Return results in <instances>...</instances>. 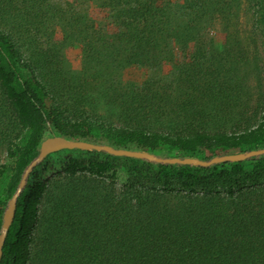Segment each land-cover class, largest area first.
<instances>
[{
    "label": "trees",
    "instance_id": "trees-1",
    "mask_svg": "<svg viewBox=\"0 0 264 264\" xmlns=\"http://www.w3.org/2000/svg\"><path fill=\"white\" fill-rule=\"evenodd\" d=\"M239 2L0 0V230L47 131L173 156L264 147V97L250 111L229 31ZM76 42L79 70L66 56ZM134 63L147 72L141 84L119 74ZM54 155L59 169L30 173L0 264H264V157L248 171V160Z\"/></svg>",
    "mask_w": 264,
    "mask_h": 264
},
{
    "label": "rangeland",
    "instance_id": "rangeland-1",
    "mask_svg": "<svg viewBox=\"0 0 264 264\" xmlns=\"http://www.w3.org/2000/svg\"><path fill=\"white\" fill-rule=\"evenodd\" d=\"M239 3V6L234 4L232 7V14H230L231 18L229 20V31L236 34L243 50L241 58H238L239 63L237 66L239 71L246 77L249 91V105L251 107L250 111H252L257 103L262 101L264 97V0H240ZM223 21L224 19L218 16L216 21V30L218 32H221ZM66 56L73 69L79 70L81 68L82 47L79 43L76 42L67 48ZM119 74L125 82H134L136 84H141L147 76L145 68L137 63L121 69ZM52 133L51 131H47L46 136ZM156 153L162 156L176 155V152L171 150H158ZM48 156L38 167L39 171L46 175H48V166H50L49 169H59L64 161V156L62 155H54L49 158ZM83 156L85 158L93 157L89 154ZM197 156L207 159L209 154L199 153ZM259 158L247 159L246 169L251 171L254 164L253 161ZM0 163H9L4 149L1 148ZM32 177L33 176H31V178ZM125 177L126 174L121 173L120 179H125ZM43 218H45V216L42 215V219ZM45 221L46 222L38 226L34 233L35 249H37L36 247H38L43 240V230L48 226L47 219Z\"/></svg>",
    "mask_w": 264,
    "mask_h": 264
},
{
    "label": "water",
    "instance_id": "water-1",
    "mask_svg": "<svg viewBox=\"0 0 264 264\" xmlns=\"http://www.w3.org/2000/svg\"><path fill=\"white\" fill-rule=\"evenodd\" d=\"M84 150L106 152L114 156H125L136 159H144L149 162L161 164H175V165H190L211 167L224 162H241L250 158L264 157V147L252 148L244 151L220 153L204 159L195 155H177V156H162L149 150L119 147L110 143L94 142L86 139L70 138L60 133H52L42 139L39 145V152L37 156L28 164L24 170L18 187L13 196L8 201V205L4 211L3 222L0 230V255L1 248L6 237V234L14 221L18 198L21 192L26 187L30 173L39 163H41L48 155L61 150Z\"/></svg>",
    "mask_w": 264,
    "mask_h": 264
}]
</instances>
